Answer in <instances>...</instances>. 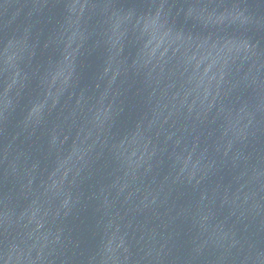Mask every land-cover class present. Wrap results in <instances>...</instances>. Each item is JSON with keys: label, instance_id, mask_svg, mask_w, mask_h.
Listing matches in <instances>:
<instances>
[{"label": "water", "instance_id": "95a60500", "mask_svg": "<svg viewBox=\"0 0 264 264\" xmlns=\"http://www.w3.org/2000/svg\"><path fill=\"white\" fill-rule=\"evenodd\" d=\"M0 264H264V0H0Z\"/></svg>", "mask_w": 264, "mask_h": 264}]
</instances>
